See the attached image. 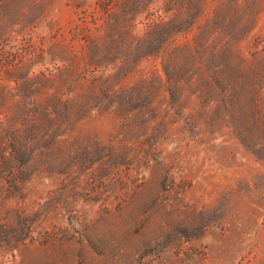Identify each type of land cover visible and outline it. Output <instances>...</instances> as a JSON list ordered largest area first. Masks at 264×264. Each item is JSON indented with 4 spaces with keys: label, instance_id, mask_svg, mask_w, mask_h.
I'll return each instance as SVG.
<instances>
[{
    "label": "rangeland",
    "instance_id": "1",
    "mask_svg": "<svg viewBox=\"0 0 264 264\" xmlns=\"http://www.w3.org/2000/svg\"><path fill=\"white\" fill-rule=\"evenodd\" d=\"M137 3L0 0V264H264V0Z\"/></svg>",
    "mask_w": 264,
    "mask_h": 264
},
{
    "label": "trees",
    "instance_id": "2",
    "mask_svg": "<svg viewBox=\"0 0 264 264\" xmlns=\"http://www.w3.org/2000/svg\"><path fill=\"white\" fill-rule=\"evenodd\" d=\"M137 1H141V0H134V1L133 0H129V3L135 5V7L138 8ZM159 26H161V24L155 25V29L154 30H156V31H153V33L155 32L154 33V36L148 42V46L149 47H151L152 45H156V46H154V48L152 50V53L159 51V48L161 47V45L163 44V42L165 41V39L167 37H169L171 35L172 31H173V30H163V29L162 30L161 29L159 30ZM140 57H142V56H140ZM140 57H138V59ZM14 141H15V143H18V142L21 143L20 140L18 139V137L17 138H14ZM23 149H24L23 147H18L15 144V147H14L15 153H13L14 154L13 156H16V158L19 159L18 157H21L22 154L25 153V151H23Z\"/></svg>",
    "mask_w": 264,
    "mask_h": 264
}]
</instances>
